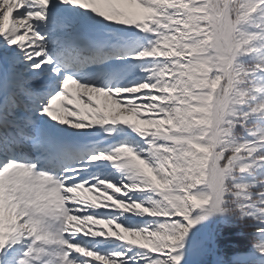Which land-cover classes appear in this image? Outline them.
I'll use <instances>...</instances> for the list:
<instances>
[{
	"label": "snow or ice",
	"instance_id": "snow-or-ice-1",
	"mask_svg": "<svg viewBox=\"0 0 264 264\" xmlns=\"http://www.w3.org/2000/svg\"><path fill=\"white\" fill-rule=\"evenodd\" d=\"M264 264V0H0V264Z\"/></svg>",
	"mask_w": 264,
	"mask_h": 264
},
{
	"label": "trees",
	"instance_id": "trees-1",
	"mask_svg": "<svg viewBox=\"0 0 264 264\" xmlns=\"http://www.w3.org/2000/svg\"><path fill=\"white\" fill-rule=\"evenodd\" d=\"M216 244L223 262L234 252L250 250L251 240L247 235L249 229L240 224L221 225L217 229Z\"/></svg>",
	"mask_w": 264,
	"mask_h": 264
},
{
	"label": "rangeland",
	"instance_id": "rangeland-1",
	"mask_svg": "<svg viewBox=\"0 0 264 264\" xmlns=\"http://www.w3.org/2000/svg\"><path fill=\"white\" fill-rule=\"evenodd\" d=\"M215 225H212L209 229H206L202 234V240L209 241L212 232H217L218 228H215ZM250 251L246 252H234L223 262L222 257L218 251V246L215 243H207L203 251L196 257V259L200 260L202 264H246V262L250 259Z\"/></svg>",
	"mask_w": 264,
	"mask_h": 264
}]
</instances>
